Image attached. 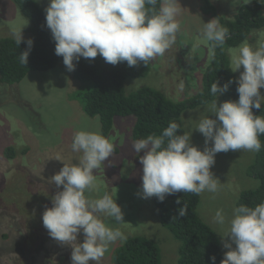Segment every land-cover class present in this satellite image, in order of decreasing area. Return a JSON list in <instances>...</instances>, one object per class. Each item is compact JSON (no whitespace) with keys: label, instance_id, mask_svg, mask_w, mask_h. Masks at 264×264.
<instances>
[{"label":"clouds","instance_id":"9594fccd","mask_svg":"<svg viewBox=\"0 0 264 264\" xmlns=\"http://www.w3.org/2000/svg\"><path fill=\"white\" fill-rule=\"evenodd\" d=\"M242 2L247 5L251 0ZM257 2L264 5V0ZM179 4V0H49L45 8L46 26L55 41V54L63 58L71 72L76 66L74 61L92 60L98 54L113 65L127 62L129 67L141 63L147 66L168 49L178 50L174 44L180 30L177 16L182 11L191 13L189 7L182 9ZM22 29H13L12 37L17 47L22 41L27 44L19 53V63L26 65L33 40L25 41ZM201 35L214 53L216 48H228L231 34L214 17L204 22ZM230 65L238 78L223 85L217 80L211 83L210 94L215 99L208 106L209 114L193 129L204 137L203 150L191 143V134H178L180 125L175 122H170L159 136L153 134L133 142L132 149L142 164L138 194L144 199L154 196L142 204L151 214V220L161 221L163 209L158 200L163 202L167 195L178 192L200 195L221 190L219 179L211 171L217 153L259 152L264 146V116L253 111L264 105V94L260 91L264 88V30L257 33L255 46L244 41L233 51ZM72 74L71 79L78 83ZM181 75L182 82L184 73ZM233 82L237 85L238 99L218 104V96ZM179 87L183 90V83ZM77 91L73 92L76 96ZM71 149L82 155L73 164L56 157L64 163L50 181L57 189L62 186V190L51 196L52 206L44 210L42 223L52 239L71 245V264H100L110 245L117 241L124 243L128 238L105 220L123 223L125 218L127 225H135L134 205L121 209L107 192L97 198L89 195L97 190L94 170L100 169L114 151L109 139L97 132L80 130L73 135ZM111 188L116 189V183ZM176 203H181L179 197ZM186 214L187 207L183 204L176 216ZM213 222L225 224L223 209L216 211ZM227 223V231L221 237L228 250H223L221 245L224 255L220 264H264V202L254 207L244 204L234 207ZM81 233L83 240L79 242ZM211 260L215 264L216 257L212 256Z\"/></svg>","mask_w":264,"mask_h":264},{"label":"rangeland","instance_id":"374dc122","mask_svg":"<svg viewBox=\"0 0 264 264\" xmlns=\"http://www.w3.org/2000/svg\"><path fill=\"white\" fill-rule=\"evenodd\" d=\"M36 1L43 9L49 2ZM208 1L217 5L212 14L205 13L199 20L193 13L185 16L183 11L177 16L180 23L175 41L178 50L168 49L163 56L156 57L149 63L146 75H132L125 79L123 88L126 93L151 87L176 102L194 96L203 88L206 67L213 59V49L201 35L203 24L215 17L225 27L243 5L242 0ZM260 7L264 14V5L260 4ZM31 25L15 0H0V38L12 37V30L22 27L23 36H27ZM261 30L264 26L252 28L244 41L255 46L257 33ZM239 45L226 48L229 61ZM178 57L183 58L182 62L187 64L192 74L191 80L183 84V90L179 85L184 67H179ZM242 70V67L238 70L239 75ZM72 77V72L61 66L49 71H31L16 83H5L0 75V264H71V245L61 244L49 236L42 223V214L52 206L51 196L62 190V186L57 189L51 183L50 177L63 167L64 162H79L82 154L73 152L71 143L73 135L80 130L97 132L109 139L114 149L118 148L100 169L94 170L97 190L89 193L90 197L97 198L107 192L121 209L134 205L132 213L137 218L135 225L128 227L110 218L105 220L128 238L124 243L117 241L110 245L100 264H120L118 254L139 252L141 246L137 239L144 237L156 239L161 264H176L180 258L181 242L168 226L150 219L151 214L142 204L150 202L154 196L144 199L138 194L142 185V164L132 149L133 142L138 140L133 137L136 116L115 115L111 129L105 135L99 117L90 116L85 111L82 98L73 93L75 89L91 88L92 82L76 83ZM260 91L264 94V88ZM73 94L74 99H71ZM213 100L185 109L181 114L185 131L191 134V143L201 150L205 147L204 137L193 129L201 118L209 114L208 106ZM224 101L226 99L220 94L218 104ZM254 114L262 116L258 110ZM255 155L256 152L244 150L217 153L211 171L219 179L221 190L200 194L197 211L217 230L225 251L228 249L224 248L221 235L227 231L232 209L239 206L235 188L237 184L249 187L255 182L254 178L245 177ZM114 183L117 188L112 190ZM218 209H223L225 214L224 225L213 222ZM124 222L127 223L125 218ZM82 240L81 233L78 241Z\"/></svg>","mask_w":264,"mask_h":264},{"label":"trees","instance_id":"16d2710c","mask_svg":"<svg viewBox=\"0 0 264 264\" xmlns=\"http://www.w3.org/2000/svg\"><path fill=\"white\" fill-rule=\"evenodd\" d=\"M15 1L32 23L30 34L24 38L25 41L32 38L33 46L28 56V63L21 65L19 53L27 48V44L22 41L17 47L13 37L0 38L1 80L5 83H16L31 71H49L57 66L66 68L63 58L55 54V41L46 26L45 9L36 0ZM179 3L178 6L182 9L189 7L196 20L205 13L212 14L214 8H217L215 3L208 0H179ZM184 15L187 16L186 13ZM262 26H264V14L261 13L260 4L255 0L247 5L243 4L225 26L231 34L227 39L226 47L239 45L246 39L252 28ZM174 44L177 48L179 47L176 42ZM181 58H177L179 67H184V79L181 83L186 84L191 80L192 74ZM74 63L76 66L72 72L78 83L92 82L91 88H81L77 91V96L84 101L88 114L100 118L102 130L105 133L111 129L115 115H135L137 119L133 128V137L138 140L153 134L161 135L170 122L180 125L178 134H185L186 131L181 122L182 111L213 100L215 97L210 94V86L215 80L223 85L229 80L235 81L238 78L236 72L230 70L231 65L226 50L216 48L213 59L205 70L203 88L190 98L174 102L167 99L160 90L151 87H141L129 93L125 92L123 81L132 75H146L149 64L145 66L141 63L138 66L129 67L127 62H121L113 65L105 62L99 54L92 60L81 58ZM236 88L237 85L233 82L222 95L226 100H237ZM255 110L260 111L264 116V105L261 109ZM263 149L262 144L260 151ZM114 150L117 152L118 148ZM260 151L256 152L255 161L245 171V177L254 178L255 182L249 187L236 185L239 205L254 207L264 202V152ZM8 152L11 153L10 148ZM178 197L181 199L179 205L176 203ZM199 201L200 195L183 192L167 195L163 202L158 200L163 209L160 222L168 226L175 238L181 242L180 258L176 264H213L212 256L216 257L215 264H220L223 259L224 252L221 249L218 232L213 225L200 217L197 211ZM183 204L187 207V214L184 217H178L176 216L178 209ZM123 223L125 227H128L125 222ZM137 241L141 246L139 252L118 254L120 264H161L160 248L153 239L144 237L138 238Z\"/></svg>","mask_w":264,"mask_h":264}]
</instances>
